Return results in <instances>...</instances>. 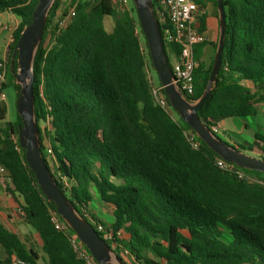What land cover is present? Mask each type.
Masks as SVG:
<instances>
[{"label":"trees","instance_id":"16d2710c","mask_svg":"<svg viewBox=\"0 0 264 264\" xmlns=\"http://www.w3.org/2000/svg\"><path fill=\"white\" fill-rule=\"evenodd\" d=\"M38 1L0 0V13L18 20L5 49L0 91L11 75L17 98L16 44L31 24ZM196 3L204 9L215 6L216 0ZM222 4L226 33L221 65L211 95L197 112L210 131L226 119L255 117L257 105L264 104V0ZM70 8L74 15L57 30L56 12L65 15ZM107 18L112 21L110 31L104 27ZM205 20L203 12L199 32ZM205 45L193 49L198 68L194 94L185 97L190 103L202 96L210 76L212 62L205 68L201 61ZM216 46L217 40L214 53ZM164 50L171 69L172 56L176 58L180 48L165 44ZM152 70L131 0L128 8L113 0L54 1L33 63L32 92L41 156L57 188L95 231L100 224L127 236L115 248L105 242L124 264H264V174L225 162L178 114L174 119L158 77L157 88L152 87ZM6 117L2 103L0 165L8 173L5 190L21 199V220L38 235L44 264H87L72 248L74 232L43 195L18 145L20 116L15 122ZM188 134L198 143L196 149ZM213 135L245 154L255 151V158L264 161V133L247 146H233ZM219 161L255 182L220 169ZM94 197L111 207L109 226L89 209ZM51 214L62 229H55ZM80 247L91 264H97L87 248ZM12 258L26 264L39 261L33 248L0 224V264H10Z\"/></svg>","mask_w":264,"mask_h":264},{"label":"water","instance_id":"95a60500","mask_svg":"<svg viewBox=\"0 0 264 264\" xmlns=\"http://www.w3.org/2000/svg\"><path fill=\"white\" fill-rule=\"evenodd\" d=\"M55 0H39L32 14V22L21 33L16 44V82L20 85V95L16 101L17 114L22 121L18 128V145L25 151V160L33 172L37 184L48 201L56 206V213L74 232L81 244L97 264H124L111 248L99 237L94 228L81 216L63 193L57 188L54 178L47 168L40 150L37 123L34 114L32 92L33 63L39 47L47 14ZM147 43L152 67L168 98L171 108L188 124L204 144L227 163L238 168L264 174V161L250 157L223 144L199 120L197 112L211 95L221 65V57L226 33V17L222 0H216L218 38L210 76L202 96L194 103L188 102L173 84L160 26L153 12L151 0H131Z\"/></svg>","mask_w":264,"mask_h":264},{"label":"built area","instance_id":"2783aa9c","mask_svg":"<svg viewBox=\"0 0 264 264\" xmlns=\"http://www.w3.org/2000/svg\"><path fill=\"white\" fill-rule=\"evenodd\" d=\"M120 8H128L130 0H113ZM202 9L197 6L196 0H155L154 15L157 16V21L163 26L162 41L165 45H175L180 48V52L176 58L172 56L171 61V73L173 77V84L185 97H192L194 94V72L198 68V63L195 61L193 49L196 45L206 42V38L203 32H199L198 17L201 16ZM74 15L73 8H70L68 13L62 15L60 11H57L53 24L57 27V30L63 29L70 18ZM11 41V38L9 42ZM6 68L4 60L0 63V85L5 83ZM5 96L4 91H0V104L4 103ZM163 106L164 103L160 102ZM211 132L215 135H220L221 131L219 126L211 128ZM187 140L190 145L196 149L198 143L195 141L193 135H187ZM49 152V151H48ZM219 168L229 173H235L239 178H247L241 172L231 165L223 162L217 163ZM0 178L4 184L8 182V173L6 169L0 165ZM249 182H255L251 178H247ZM22 215L21 212H19ZM50 221L54 225L55 229H62L61 224L55 214H51ZM96 225V232L100 233L102 240L107 242L112 248H115L117 242L123 238L121 232L114 233L110 229H106L100 224ZM72 248L78 253V255L91 264L87 253L81 249V243L75 236L71 239ZM10 264H26L25 262L12 258Z\"/></svg>","mask_w":264,"mask_h":264},{"label":"rangeland","instance_id":"374dc122","mask_svg":"<svg viewBox=\"0 0 264 264\" xmlns=\"http://www.w3.org/2000/svg\"><path fill=\"white\" fill-rule=\"evenodd\" d=\"M18 24V20L10 14L7 13H0V58L1 60L4 57L5 49L9 43V36L15 30ZM104 27L107 31H110L112 27V21L110 18L104 20ZM148 78L152 83L153 89L157 88V76L156 73L152 70L148 72ZM6 87L4 89V96H5V105L7 108V120L10 122H15L17 117V110H16V101H17V94L11 80V75H8L6 78ZM258 114L255 117H248L244 119H226L223 121L219 127L220 135H218L222 140L223 135L225 138H228L233 142L237 143L238 145L247 146L248 144H252L254 141V136L256 134H263L264 133V104L257 105ZM174 119H178L177 114L173 112L172 114ZM43 126V125H41ZM224 133V134H223ZM246 155L250 157L255 156L250 153L246 152ZM255 180L254 178H251ZM89 209L95 214V217L105 221L107 224L112 223V216L109 214V208L107 206L102 205L96 197H94L93 201L89 205ZM30 229V228H29ZM32 230V229H30ZM32 240L31 246L32 248L40 255L44 256L42 250L40 249L39 244L34 241L33 237L30 236ZM38 264H44L43 258L38 261ZM130 264V262H128Z\"/></svg>","mask_w":264,"mask_h":264},{"label":"crops","instance_id":"0c3cea01","mask_svg":"<svg viewBox=\"0 0 264 264\" xmlns=\"http://www.w3.org/2000/svg\"><path fill=\"white\" fill-rule=\"evenodd\" d=\"M202 12L206 14L205 29L203 31V34L206 38V42H205L206 45L204 46L202 50L201 61L203 62L204 67L207 68L212 62V58H213V53H214L213 44L216 42L218 38L216 6H213L212 4H207L205 8L202 9ZM11 34L9 36L10 38H11ZM4 104H5V101H4ZM257 114H258V109H257ZM222 137L224 141L227 142L228 144L233 145V146L238 145L237 143H233L229 139V137L225 138L224 135ZM252 154L256 155V152L254 151L252 152ZM20 204H21V199L18 197H13L10 194H8L5 190V184L0 178V224L3 227H5L8 231L16 234L18 238L24 244H26L28 248H32L31 246L32 240L30 239V236H32L34 241H36L39 244L40 249H41V241L38 235L33 230H30L31 228L25 225L21 220V215L19 213ZM107 207L109 208V211H111V207L109 206ZM109 214L111 215V212ZM102 222L108 226L110 225V224H107L105 221H102ZM123 239L124 240L127 239V236L124 234H123ZM38 256H39V260L43 258V261L45 262V256H40L39 254Z\"/></svg>","mask_w":264,"mask_h":264}]
</instances>
